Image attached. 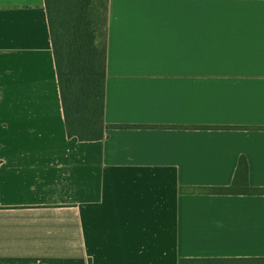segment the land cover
Segmentation results:
<instances>
[{
	"label": "crops",
	"instance_id": "1",
	"mask_svg": "<svg viewBox=\"0 0 264 264\" xmlns=\"http://www.w3.org/2000/svg\"><path fill=\"white\" fill-rule=\"evenodd\" d=\"M108 2L84 141L46 1L0 0V264H264V0ZM242 156L262 191L209 192Z\"/></svg>",
	"mask_w": 264,
	"mask_h": 264
},
{
	"label": "trees",
	"instance_id": "2",
	"mask_svg": "<svg viewBox=\"0 0 264 264\" xmlns=\"http://www.w3.org/2000/svg\"><path fill=\"white\" fill-rule=\"evenodd\" d=\"M45 1L68 135L84 141L103 139L108 127L104 119L108 0ZM248 174L249 164L242 156L230 187L207 190L237 193L235 187L241 184V194L262 191L250 186Z\"/></svg>",
	"mask_w": 264,
	"mask_h": 264
},
{
	"label": "rangeland",
	"instance_id": "3",
	"mask_svg": "<svg viewBox=\"0 0 264 264\" xmlns=\"http://www.w3.org/2000/svg\"><path fill=\"white\" fill-rule=\"evenodd\" d=\"M109 1V0H108ZM108 9H109V2H108ZM101 10H102V8H101ZM103 11V10H102Z\"/></svg>",
	"mask_w": 264,
	"mask_h": 264
}]
</instances>
